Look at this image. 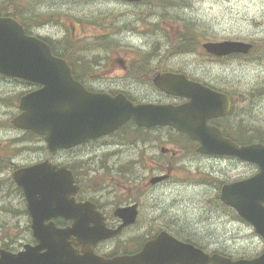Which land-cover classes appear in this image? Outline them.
I'll return each instance as SVG.
<instances>
[{"label":"flooded vegetation","instance_id":"obj_1","mask_svg":"<svg viewBox=\"0 0 264 264\" xmlns=\"http://www.w3.org/2000/svg\"><path fill=\"white\" fill-rule=\"evenodd\" d=\"M111 1L128 10L146 6V2ZM146 10L136 15V19L142 24L145 22L143 16L146 15ZM22 20L28 24V29L25 24L20 23L21 19L20 22L17 20L16 22L23 27L25 35L45 42L51 54L66 63L72 81L83 86L89 93L105 94L112 98L122 95L133 105L179 106L185 104L187 99L168 95L154 84L155 78L162 74H179L229 98L231 110L224 117L208 122L209 125L217 126L221 130L225 129L224 127L234 129L238 126L236 124L238 119L235 123L231 119L237 112L233 110L234 98L230 93L214 88L202 78L193 77L179 68L172 67L171 62L177 59L179 53H182V56L193 55L190 49L179 52L170 49L169 52L163 53L162 48L151 50L145 48H85L80 46L83 42L76 38L77 34L74 31V26L79 23L57 26L61 31L58 37H44L38 31L46 28V25L36 27L35 19L22 17ZM201 56L211 62H226L234 57H216L207 53ZM3 84H11L19 92L14 95L15 106L6 103L12 107L13 112L10 120L7 121V126L0 127V252L16 255L23 251L25 246L33 248L38 243H46L38 241L34 235L33 232L39 233V229L49 232L47 243H56L61 256L68 252L69 247L72 252L81 256L86 243H95L90 247L93 254L99 257L132 255L139 252L145 243L155 240L161 233L168 234L177 243L194 244V246H198V243H221L217 240L197 238L194 227L186 229L180 226L175 215L163 211L156 201V192L162 185L171 183L173 179L183 180V186L187 190H195V183H190L193 180H198L199 184L204 186L214 182L215 187L218 188L216 204H220V207L210 209L208 214L221 215L225 218L231 215L240 223L245 224L235 212L221 202L220 190L227 183L222 182L220 177L218 180L210 179L206 174L211 176L212 172L201 174L197 169L193 172H198L200 176L189 174L184 165L179 167L174 165L175 159L186 158L185 162H187V157L202 158L209 162L229 160L243 164L241 161L200 153L197 141L189 139L184 133L177 132L170 127L138 128L131 120L125 122L116 131L100 138L51 152L42 136L29 130L17 129L11 122L13 118L22 113L19 108L20 98L40 90L41 85L0 74V85ZM158 130L172 132L181 137L183 143L181 145L172 144L170 148H167L159 144L151 145L148 143L151 140L138 136H146L149 132ZM113 145L115 147L111 151L125 155L124 161L119 162L118 159L110 161L111 157L116 158L114 153H109V159L85 160V157L92 156V152L95 157H98L99 151H108ZM43 163L55 168L54 173L56 171L64 178L65 185L62 186L63 193L60 195L63 199V207L56 213L55 210L47 212L44 219L42 214L35 220L34 229H32L33 219L28 213L25 195L13 174L20 169ZM183 171H186L184 172L186 177L177 176L175 178L178 172ZM188 199L190 200V197ZM188 199L187 202L182 203L188 204ZM52 204L55 207L58 202L54 200ZM176 206L178 210L184 208L180 203ZM127 208H133L131 212H134L135 216L132 223L123 226V219L117 216L116 212ZM83 226L85 230L91 232L88 239L80 234ZM117 230L118 233L107 239L91 242L93 231L103 233ZM199 246L209 255L217 254L232 260L252 257H246L244 254L235 255L236 251L228 252L221 245L222 251L210 249L212 245L199 244ZM44 252L46 250L43 249L39 253Z\"/></svg>","mask_w":264,"mask_h":264},{"label":"water","instance_id":"obj_2","mask_svg":"<svg viewBox=\"0 0 264 264\" xmlns=\"http://www.w3.org/2000/svg\"><path fill=\"white\" fill-rule=\"evenodd\" d=\"M251 48V44L234 41L202 44V49L218 57L245 55ZM0 74L41 85L40 90L20 98L22 113L11 122L17 129L43 136L51 152L97 139L132 120L139 128L171 127L185 133L191 140L199 142L198 151L201 153L231 156L255 164L259 169L255 176L224 185L220 198L250 223L264 240V145L239 146L224 138L216 127L207 125L210 119L228 112L230 103L226 96L188 81L182 75L168 73L155 78L154 84L168 95L186 98L188 101L185 104L133 105L122 95L112 98L89 93L72 81L70 70L63 60L53 56L42 41L26 36L24 29L10 18H0ZM54 170L43 163L13 174L25 195L27 209L33 219L32 229L35 220L42 214L44 219L47 212L55 210L56 213L63 207L60 195L65 182ZM54 200L58 202L55 207L52 206ZM132 209L116 212L123 219V226L133 222L135 214ZM117 232L93 231L91 242L111 237ZM33 233L38 241L46 243H38L33 248L24 247V251L16 255L0 252V264H264V251L251 260L209 257L190 245L177 243L165 233L145 243L142 250L132 256L110 259L95 256L90 248L95 243H86L81 256L73 254L70 247L61 256L56 243H47L49 232L39 229V233ZM80 233L88 239L91 232L83 226ZM43 249L46 252L40 254Z\"/></svg>","mask_w":264,"mask_h":264},{"label":"rangeland","instance_id":"obj_3","mask_svg":"<svg viewBox=\"0 0 264 264\" xmlns=\"http://www.w3.org/2000/svg\"><path fill=\"white\" fill-rule=\"evenodd\" d=\"M24 6L32 13L59 14L53 20H47L48 27L38 31L44 37H58L61 34L59 27L52 25L55 20L64 26L79 23L74 26V31L76 38L83 42L80 46L85 48H162L163 53L170 49L178 52L190 49L193 55L182 56L179 53L171 65L232 95L237 114L231 119L234 123L238 119V129H226V132L235 139L255 137L249 142H257L261 136L264 138V0H149L147 6L132 10L111 0H26ZM145 10V22L142 24L136 15ZM181 37L189 39V45L184 49H178ZM223 41L253 44L254 49L247 57L226 62L206 61L201 56L205 53L201 48L202 43ZM18 92L11 84L0 85V127L7 126L13 112L10 106H15L14 95ZM138 136L151 140L148 142L151 145L159 144L167 148L183 143L181 137L167 130ZM114 147L99 151L98 157L92 152V156L85 157V160L109 159V153H114L116 158L111 157L110 161H124L125 155L111 151ZM185 159H175L174 165H184L187 172L194 175L198 174L193 172L195 169L200 170L201 174L212 172L211 176L206 174L207 177L213 180L220 177L224 183L256 173L255 168L235 161L209 162L187 157L185 162ZM184 172H178L175 178L186 177ZM190 183H195V190H187L183 180L178 179L162 185L155 198L163 211L175 215L180 226L186 229L194 227L197 238L217 240L224 250L236 251L235 255L251 257L262 251L264 242L251 228L231 215L225 218L208 214L210 209L220 207V204H216L218 188L214 182L206 186L200 185L198 180ZM187 199L188 204L182 203ZM177 203L184 208L188 206L185 213L184 208L178 210ZM199 244L212 245L210 249L222 251L218 243Z\"/></svg>","mask_w":264,"mask_h":264},{"label":"trees","instance_id":"obj_4","mask_svg":"<svg viewBox=\"0 0 264 264\" xmlns=\"http://www.w3.org/2000/svg\"><path fill=\"white\" fill-rule=\"evenodd\" d=\"M25 1L26 0H3V1H0V17H11L12 19L17 20L19 22L21 19L20 23L25 24L26 29H28V24L22 20V17H26V19L30 18L31 20L35 19L34 25L36 27H39V26H43V25H48L47 20H53L54 17H57V15H59V14L48 15L46 13H44V14L39 13L38 14L37 12L36 13L29 12L27 9H25V6H24ZM20 6H22V7H20ZM37 19H40V20L38 21ZM55 24H59L58 21L55 20ZM178 45H179L178 49L179 48L184 49L185 47H187L189 45V39H186V38L184 39V37H181V39L178 41ZM71 47H73V46H71ZM247 131H245V132H247ZM235 135L237 138V134H235ZM253 139H255V137H251L250 139H247V140H246V138H240V139H238V141L243 143V142H249L250 140H253ZM258 142L264 143V138L262 136L259 137Z\"/></svg>","mask_w":264,"mask_h":264}]
</instances>
